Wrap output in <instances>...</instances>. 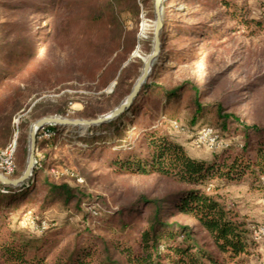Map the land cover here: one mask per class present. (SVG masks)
<instances>
[{"label":"trees","instance_id":"16d2710c","mask_svg":"<svg viewBox=\"0 0 264 264\" xmlns=\"http://www.w3.org/2000/svg\"><path fill=\"white\" fill-rule=\"evenodd\" d=\"M67 1L68 8L79 7L84 13L77 20L93 27L91 37L94 38L90 42L94 54L99 57L92 59L95 67L93 74L81 78L100 80L102 69L114 63L110 77L114 79L137 44L141 4L146 6L151 0H55L53 4V0H5L1 3L13 14L22 8L29 9L32 14L36 9L56 13L65 7ZM197 1H203L201 4L206 2ZM208 6L212 10L223 7L225 15L239 24L264 29L263 20L251 18L245 3L210 0ZM129 20L134 21L132 28L126 24ZM170 21L169 16L164 20L161 56L133 104L113 120L89 127L90 131L105 127L106 132L83 137L87 145L80 149L90 157H101L103 153L107 155L105 162L115 173L155 175L174 183L177 188L157 197L139 193L128 205L113 210L104 198H94L81 187L58 182L46 172L42 174L41 167L52 169L57 162L50 164L48 160H39L31 178L22 185L16 188L0 186V264H244L251 254L255 242L254 226L222 191L248 178L253 189L264 192V126L248 124L239 114L228 111L220 100L206 102L204 85L184 81L169 87L158 82L160 74L165 72L159 70L160 62L170 52L166 47ZM33 27L26 20L25 23L20 19L0 21V148H5L14 140V117L27 108L32 95L40 91L33 89L36 80L30 77L29 71L39 57L45 38L41 39ZM175 29L179 33L188 32L183 25ZM189 30L209 39L222 33L220 28L210 24L191 25ZM50 33L48 31L46 37ZM114 54L113 61L109 62ZM170 54L173 56L175 52ZM88 63L89 59L83 62L84 65ZM140 66V60L131 59L120 71L114 90V94L118 95L117 104L131 92L140 75ZM134 67H139V70L136 72ZM38 80L37 86H56L64 82V78L55 73L53 77H39ZM184 89L189 91L185 102ZM183 110L190 115L187 118L189 130L197 133L202 126H194L212 114L214 120L207 126L214 128L220 137L238 133L242 143H226L219 148L220 152L214 151L216 154L212 158L189 154L164 127L171 120L178 121ZM102 113L103 110L96 109L84 116L96 118ZM49 114L66 116L67 108L52 109L49 102L40 101L30 112L34 119ZM167 115L170 120L164 119ZM130 122H135L137 142L128 134ZM26 124L27 121L21 122L20 128ZM67 127L49 125L44 129L52 133ZM51 137L43 142L48 145L49 151L57 140L56 134ZM16 141L14 175L20 176L26 167L27 134L22 133ZM45 156L49 159V152ZM58 200L66 209L72 210L71 216L84 212L85 202L92 205L97 201L100 208L84 212L85 227L69 231L67 235L73 236L65 243L67 235L64 236L63 230H51L39 239L26 240L21 230L9 227V214L13 209L25 206L26 210H34L38 207L33 213L39 216ZM101 206L105 207L103 214L97 216L102 213ZM93 214L96 216L89 218ZM178 216L194 220L196 224L192 226L178 220ZM198 227L202 233L196 230Z\"/></svg>","mask_w":264,"mask_h":264},{"label":"rangeland","instance_id":"374dc122","mask_svg":"<svg viewBox=\"0 0 264 264\" xmlns=\"http://www.w3.org/2000/svg\"><path fill=\"white\" fill-rule=\"evenodd\" d=\"M4 1L0 0L1 22L20 19L25 23L26 20L34 26V30L39 33L41 39L45 38L40 48L39 57L29 71L30 77L36 80V86L33 89L37 88L40 91L32 95L28 101L29 106L23 108L13 119L14 139L22 133H26L28 153L30 128L39 119H34L30 112L37 102H49L52 109L67 108L66 116L74 119H90L86 118L84 114L96 109L104 111L100 115L107 114L127 96L121 98L117 104L118 95L114 94V90L120 71L131 59H137L142 62L141 73L143 63L153 49L156 15L154 0H151L146 6L141 4L137 44L129 58L118 69L116 77L110 79L115 67L113 63L102 69L100 80L82 79V76L93 74L95 67L92 59L99 57L94 54L95 50L90 42L94 38L91 37L93 27L77 20L84 14L79 10V7L70 9L67 6V1L64 4L65 7L58 9L56 13L52 10L36 9L30 14L29 9L22 8L13 14L3 8L1 2ZM38 1L45 2L47 0ZM209 1L206 0L204 4H201L203 1L164 0L163 20L167 16L171 18L170 36L166 43L170 52L160 62L162 65L159 70L165 72L160 74L158 82L165 83L169 87L178 86L184 81H191L200 86L204 85L206 86V102L220 100L227 106L228 111L239 114L248 124L259 123L264 126V29H257L255 25L239 24L225 15L223 7H218L215 10L209 8ZM237 2L247 4L251 18H259L264 22L262 19L264 0H237ZM126 24L132 28L134 21L129 20ZM196 24H210L212 27L220 28L222 33L214 39L192 34L189 27ZM182 25L184 30L188 29V32L179 33L176 31L175 27ZM48 31L51 33L49 37H46ZM171 51L175 52V55L172 56ZM114 57L115 54L110 57L109 62H112ZM85 59H89V63L84 65ZM133 70L137 72L139 67H134ZM54 73L60 78H64L62 84L51 86L39 83L44 85L37 86L39 77H53ZM188 93V89H184L183 102L187 99ZM189 117V113L183 110L178 121L171 120V123L164 127L175 142L181 143L187 152L195 157L212 158L216 152H220L219 148L226 143H242V137L238 133H227L225 137H220L216 130L215 133L218 135L219 141L213 148L209 142L198 143L196 141L198 131L214 120L213 115L205 116L194 126L195 128L202 126L197 133L188 129L190 126L187 118ZM164 119L170 120L169 115ZM24 121H27V124L24 128H20V123ZM134 124L135 122L128 124V134L132 135L134 141L137 142L138 133ZM105 132V127L90 131L89 127L69 126L59 129V131H52V133H49L47 129H42L39 133L36 160L37 162L48 160L50 164L55 161L57 164L52 169L41 167V173L46 172L52 175L58 182L81 187L94 198L98 196L104 198L107 205L113 210L128 205L129 201L139 193L157 197L177 188L174 183L155 175L115 173L105 162L107 155L103 153L101 157H90L86 151L80 149L87 145L83 137ZM55 134L57 140L52 150L49 151L48 145H44L43 142ZM19 150L20 147H18V152ZM46 152H49V159L45 156ZM18 169L21 170L20 167ZM17 177L19 176L13 175L12 178ZM250 183V180L246 178L243 182L229 185L222 192L228 194L229 199L237 204V209L247 216L249 223L254 227L264 226V192L253 189ZM92 203V205H88L87 202L83 204L84 212L89 213L95 211V208H100L97 201ZM101 208L102 213L97 216L103 214L105 207L101 206ZM37 209L38 207H35L34 210H26L25 206L13 209L9 214V227L21 230L26 240L39 239L43 233L47 232L46 234H48L53 230H63L65 236L75 228L83 229L85 227L84 212L71 216L72 210L66 209L60 200L49 206L42 215L35 216L33 212ZM93 216L96 214L89 218H93ZM177 219L192 226L196 224L194 220L183 216H178ZM196 230L202 233L201 228L198 227ZM67 236H65L64 243L69 241L73 235ZM244 264H264V238H255L251 254L246 257Z\"/></svg>","mask_w":264,"mask_h":264},{"label":"water","instance_id":"95a60500","mask_svg":"<svg viewBox=\"0 0 264 264\" xmlns=\"http://www.w3.org/2000/svg\"><path fill=\"white\" fill-rule=\"evenodd\" d=\"M163 3L164 0H154L155 6V15H156V23L154 29V41H153V49L149 56L145 59L142 67V71L135 81L131 92L126 96V98L113 110H111L107 114L100 115L96 118H69L67 116L62 115H47L37 119L30 128L29 132V153L27 164L22 172V174L17 178H9L0 172V183L3 186L16 188L22 185L24 182L29 180L33 174V170L36 166V151H37V140L38 135L42 129L49 125H63V126H71V127H79V128H88L92 126H99L106 122L113 120L118 117L125 110L130 108L133 104L135 98L138 93L147 82L150 74L153 70L154 64L158 61L162 53V43H161V35L162 30L164 28V20H163Z\"/></svg>","mask_w":264,"mask_h":264},{"label":"built area","instance_id":"2783aa9c","mask_svg":"<svg viewBox=\"0 0 264 264\" xmlns=\"http://www.w3.org/2000/svg\"><path fill=\"white\" fill-rule=\"evenodd\" d=\"M196 141L198 143L209 142L211 147L213 148L219 140L214 128L210 126H204L198 131L196 135ZM16 147L17 141L15 138L8 146H6L5 148H0V172L9 178H12L15 173L16 164L14 155ZM253 233L254 237L257 239L264 238V226H255L253 228Z\"/></svg>","mask_w":264,"mask_h":264}]
</instances>
